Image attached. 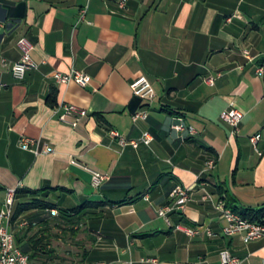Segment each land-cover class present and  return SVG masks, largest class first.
Here are the masks:
<instances>
[{
	"label": "crops",
	"instance_id": "obj_1",
	"mask_svg": "<svg viewBox=\"0 0 264 264\" xmlns=\"http://www.w3.org/2000/svg\"><path fill=\"white\" fill-rule=\"evenodd\" d=\"M22 37L38 66L17 79L11 67ZM263 61L264 0H130L125 9L114 0H0V202L13 188L36 193L17 194L14 211L37 199L98 215L86 214L76 240H52V260L29 264H74L82 248L83 264H221L222 250L264 264V239L226 237L215 209L222 196L238 211L264 206ZM72 70L91 82L55 80ZM140 76L156 97L148 117L134 121L130 84ZM232 102L244 113L235 134L220 119ZM64 104L88 116L76 127L61 123L55 108ZM112 131L151 141L122 145ZM23 137L36 141L38 155L20 147ZM91 171L108 178L94 187ZM175 185L193 189L185 213L168 225L157 210ZM180 223L198 234L176 230ZM24 230L15 231L16 243L38 229Z\"/></svg>",
	"mask_w": 264,
	"mask_h": 264
},
{
	"label": "built area",
	"instance_id": "obj_2",
	"mask_svg": "<svg viewBox=\"0 0 264 264\" xmlns=\"http://www.w3.org/2000/svg\"><path fill=\"white\" fill-rule=\"evenodd\" d=\"M120 9H125L130 0H114ZM85 10L81 12V19L84 18ZM18 47L21 51V58L18 62L14 63L11 67L12 73L15 78L23 79L25 74L37 68V63L32 58V52L34 50L33 44L25 37L18 40ZM247 59H251L247 51L244 52ZM257 75H264V61L256 67ZM57 82L61 84H68L71 82L76 83L81 87H85L91 82L90 76L83 73L82 71L72 70L68 74L57 73L54 75ZM130 89L134 96L139 97L141 100L150 103L156 97L155 90L146 76H140L135 79L130 84ZM55 112L58 113V121L64 124H68L72 127H76L80 121L88 116V112L78 106L72 104H64L55 108ZM148 117L146 110H139L132 114V119L145 120ZM244 117V113L237 109L234 103H230L229 107L223 111L220 115L221 121L231 129V133L235 134L241 121ZM177 130H181L182 126L176 125ZM193 129L190 128V132ZM112 138L119 139L122 145H132L137 147L141 142L143 144H149L151 141V136L148 133H144L140 140L138 141H125L120 137V135L112 131ZM260 140V135H255L250 137V142L253 145H257ZM20 147L23 150L31 151L35 155L40 153L38 149V144L36 141L23 137L20 139ZM53 149L45 146L44 153H50ZM216 161L210 160L207 163V170H213L215 168ZM92 173V185L94 187H99L108 176L104 173L98 171H91ZM202 186L204 184L201 183ZM192 187H183L182 185H175L171 190L169 197L170 203L165 206L160 207L157 213L160 217H163L168 225L171 224L170 216L174 213L184 214L187 205L190 201V192ZM16 189L8 188L6 189V195L2 202H0V264H29V257L22 253L21 250L16 245L15 231L13 229V216H14V205ZM204 201H210L211 195L206 193L203 197ZM215 209L221 213V216L225 220V226L223 228V234L226 237H231L234 235H240L244 243H249L251 241L264 239V223H254L246 218H243L240 214L234 212L230 207L226 205L224 200H220L215 204ZM58 214L56 209L51 210V215L56 216ZM20 227H25L28 225L27 221H22ZM176 230H181L186 235L192 237L198 234V230L191 227L177 224L175 226ZM208 235H211L210 231H207ZM221 264H243V261L237 257L230 254L228 250L220 251ZM142 262L155 263V260L145 259Z\"/></svg>",
	"mask_w": 264,
	"mask_h": 264
},
{
	"label": "trees",
	"instance_id": "obj_3",
	"mask_svg": "<svg viewBox=\"0 0 264 264\" xmlns=\"http://www.w3.org/2000/svg\"><path fill=\"white\" fill-rule=\"evenodd\" d=\"M134 103L137 106L133 112L138 110H145L149 107V103L141 100L139 97L135 96ZM50 105L56 106L53 101L49 102ZM216 161V158H215ZM17 194H30L35 195V192L31 191H16ZM15 196V199H16ZM222 200L226 202L228 207L240 214L243 218H246L254 223L262 224L264 223V206L258 209H247L244 211H238L232 204H229L227 198L221 197ZM93 206V205H91ZM28 209H38L42 211H35L30 215H25ZM52 206L49 204H43L37 199H31L30 202H20L14 211L13 216V229L17 231L20 228L25 229L24 231L32 232L34 229H38L31 237H28L26 242L16 243L17 247L22 253L26 254L30 259H40L47 257L52 260L53 250L49 249V245L52 244V240L56 238H61L63 241L68 239L76 240L81 232V225L84 224L86 219V214L97 215V211H83L82 207L79 211H57L56 216L51 215ZM47 210V211H46ZM98 216V215H97ZM22 221H27L28 225L25 227H20ZM86 250L82 248L81 259L76 261L74 264H83L85 258ZM63 263V262H62ZM73 264V263H72Z\"/></svg>",
	"mask_w": 264,
	"mask_h": 264
},
{
	"label": "rangeland",
	"instance_id": "obj_4",
	"mask_svg": "<svg viewBox=\"0 0 264 264\" xmlns=\"http://www.w3.org/2000/svg\"><path fill=\"white\" fill-rule=\"evenodd\" d=\"M64 250L66 251V250H68V248L66 247V248H64Z\"/></svg>",
	"mask_w": 264,
	"mask_h": 264
}]
</instances>
